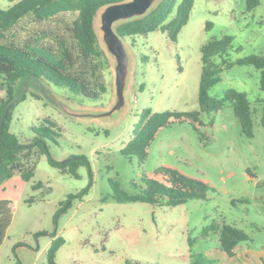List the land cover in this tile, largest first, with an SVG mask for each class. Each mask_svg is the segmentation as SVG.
Returning a JSON list of instances; mask_svg holds the SVG:
<instances>
[{"label": "rangeland", "instance_id": "rangeland-1", "mask_svg": "<svg viewBox=\"0 0 264 264\" xmlns=\"http://www.w3.org/2000/svg\"><path fill=\"white\" fill-rule=\"evenodd\" d=\"M127 1L131 0H122ZM12 3L0 0V8ZM104 10L105 6L100 8L94 19L102 48ZM124 20L114 21L112 28ZM223 36L232 38L222 54L231 66L214 57L221 68L220 79L208 93L221 98L230 88L245 92L252 110L253 136L241 132L231 101H224L216 112L201 114L203 124L198 129L187 121L160 128L142 162L123 155L121 149L144 108L153 112L199 109L201 46ZM123 40V46L115 44L126 62L118 104L110 55L105 71L107 91L98 99L32 77L15 82V91H19L11 104L10 131L29 142L35 135L31 127L49 119L59 132L57 143L47 141L51 155L56 160L84 155L89 167H79L75 178L51 166L42 154L29 181L14 174L0 184V199H8L11 209L9 240L0 250V264H46L53 232L65 240L56 253V264H124L125 260L187 264L198 254L212 257L219 249L220 232L208 229L211 224L242 230L249 240L240 245L262 253L264 91L259 88L260 70L235 60L264 54V0L250 11L245 0H194L176 41L165 30ZM161 165L207 181L206 197L176 206L119 203L113 198V188L135 193L142 174ZM39 181L43 186L32 189ZM66 203L68 208L57 214Z\"/></svg>", "mask_w": 264, "mask_h": 264}, {"label": "trees", "instance_id": "trees-1", "mask_svg": "<svg viewBox=\"0 0 264 264\" xmlns=\"http://www.w3.org/2000/svg\"><path fill=\"white\" fill-rule=\"evenodd\" d=\"M12 5L0 8V184L18 174L29 181L35 172L38 158L45 154L48 163L77 178V170L88 166L84 155H71L56 160L49 151L47 141L57 143L59 135L53 121L32 126L34 137L23 142L10 131L12 102L19 89L15 82L32 77L37 82L63 86L75 94L98 99L107 91L105 71L109 67L107 55L101 48L94 27L97 11L122 0H10ZM194 0H158L146 14L120 22L115 30L126 39L145 35L155 30H165L172 41L186 24ZM259 4V0H245L247 11ZM231 37L211 39L201 46V74L198 85L199 109L191 111L164 110L141 111L137 127L124 144L121 153L143 161L148 145L158 130L170 123L187 121L195 129L202 125L203 112H216L224 101H231L241 132L253 136V120L250 101L245 92L227 89L221 98L209 95V89L219 81L221 68L213 60L221 57L231 45ZM236 64L252 65L260 70L259 88L264 91V54H249L235 60ZM226 66H231L230 63ZM264 126V116L262 117ZM42 182L32 189L42 187ZM264 186V185H263ZM49 188V187H47ZM135 193L114 189L113 198L119 203L146 202L160 206H176L190 199H204L207 181L190 176L170 165H161L150 173L142 174ZM49 190V189H47ZM88 190V187L85 191ZM264 203V202H263ZM62 206L57 214L68 208ZM264 213V212H263ZM11 222L10 201L0 199V246ZM208 229L220 232L219 248L229 256H235L240 243L249 240L242 230L229 225L211 224ZM47 248L46 264H56V253L64 238L51 233ZM212 260L198 254L187 264H209ZM124 264H138L125 260ZM259 264H264L261 259Z\"/></svg>", "mask_w": 264, "mask_h": 264}, {"label": "water", "instance_id": "water-1", "mask_svg": "<svg viewBox=\"0 0 264 264\" xmlns=\"http://www.w3.org/2000/svg\"><path fill=\"white\" fill-rule=\"evenodd\" d=\"M155 1L156 0H131L127 2H115L106 5L102 13V41L105 45L106 52L114 59L113 68L115 93L117 96L116 104H118L120 86L123 83V78L126 73V62L121 60V56L115 45L121 43L123 46L122 41H124V38L117 34L115 28H112V23L119 19H125L124 21H126L146 14L153 7ZM116 104L114 108L117 106ZM111 108L113 109V106Z\"/></svg>", "mask_w": 264, "mask_h": 264}, {"label": "crops", "instance_id": "crops-1", "mask_svg": "<svg viewBox=\"0 0 264 264\" xmlns=\"http://www.w3.org/2000/svg\"><path fill=\"white\" fill-rule=\"evenodd\" d=\"M102 48V47H101ZM107 53L105 48H102ZM108 58V53L106 54ZM6 240H9L8 238V228L6 231V236L0 246V250ZM52 238L49 240V244L51 242ZM13 242H11V245ZM48 244V246H49ZM14 245V244H13ZM12 245V246H13ZM262 255H264V249L261 252L253 251L252 248L250 249L249 246H243L242 244L239 246V252L235 256H229L224 251H222L220 248H216L214 250V253L212 254V257H207L212 260L211 264H259L260 260L262 259Z\"/></svg>", "mask_w": 264, "mask_h": 264}]
</instances>
